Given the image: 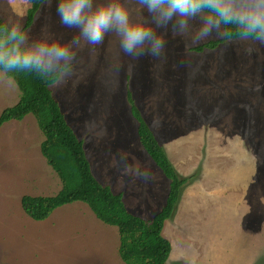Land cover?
Masks as SVG:
<instances>
[{"label": "rangeland", "instance_id": "1", "mask_svg": "<svg viewBox=\"0 0 264 264\" xmlns=\"http://www.w3.org/2000/svg\"><path fill=\"white\" fill-rule=\"evenodd\" d=\"M57 3L46 0L36 13L26 30L31 38L48 32L70 41L78 34L61 24ZM30 6L0 0V17L23 27ZM191 23L185 35L169 27L159 58L133 61L112 34L101 45H85L53 94L98 179L150 220L164 206L170 180L139 140L131 91L178 176L188 179L163 228L172 244L166 264H264V45L238 38L196 52L221 38L213 34L193 46L198 22ZM20 96L16 82L0 71V114ZM44 139L32 114L0 129V264H125L118 228L86 203L59 207L43 221L24 211L23 196L62 189L43 155Z\"/></svg>", "mask_w": 264, "mask_h": 264}, {"label": "clouds", "instance_id": "2", "mask_svg": "<svg viewBox=\"0 0 264 264\" xmlns=\"http://www.w3.org/2000/svg\"><path fill=\"white\" fill-rule=\"evenodd\" d=\"M56 12L61 24L78 34L70 41L48 32L33 39L20 24L5 23L0 26V70L67 77L78 50L103 44L109 34L133 61L144 55L159 58L169 27L175 35H185L193 21L198 22L193 46L213 34L220 38L235 34L241 41L264 45V0H58ZM132 67L129 64V70Z\"/></svg>", "mask_w": 264, "mask_h": 264}, {"label": "trees", "instance_id": "3", "mask_svg": "<svg viewBox=\"0 0 264 264\" xmlns=\"http://www.w3.org/2000/svg\"><path fill=\"white\" fill-rule=\"evenodd\" d=\"M28 1L31 6L22 27L24 32L31 27L36 13L46 0ZM5 23L8 22L0 17V26ZM238 38L233 34L193 50L202 52L207 48L215 49L228 40ZM5 74L16 82L21 96L15 105L6 107L1 112L0 129L6 122L21 121L29 114L34 115L45 136L41 144L43 155L62 182V189L54 196H23L21 204L26 214L34 220L43 221L59 207L84 202L99 220L118 228L119 254L125 264H166L172 252V244L163 236V228L165 222L172 217L180 200L182 187L188 179L178 176L164 146L143 117L131 91H128V99L132 105V113L139 122V140L170 180L165 204L150 220L131 212L125 204L123 192H115L109 184H102L95 175L84 141L79 139L68 123L65 111L53 94L52 86L60 79V75L44 77L34 72Z\"/></svg>", "mask_w": 264, "mask_h": 264}, {"label": "crops", "instance_id": "4", "mask_svg": "<svg viewBox=\"0 0 264 264\" xmlns=\"http://www.w3.org/2000/svg\"><path fill=\"white\" fill-rule=\"evenodd\" d=\"M167 198V196H165ZM164 201H165V198H164ZM165 203V202H164Z\"/></svg>", "mask_w": 264, "mask_h": 264}]
</instances>
